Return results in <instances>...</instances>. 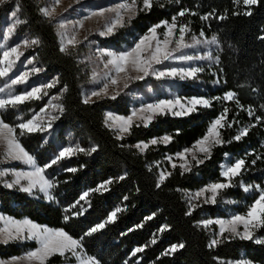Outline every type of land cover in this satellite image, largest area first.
Wrapping results in <instances>:
<instances>
[{
    "label": "trees",
    "instance_id": "1",
    "mask_svg": "<svg viewBox=\"0 0 264 264\" xmlns=\"http://www.w3.org/2000/svg\"><path fill=\"white\" fill-rule=\"evenodd\" d=\"M42 6L41 0L0 3V25L4 16L18 7L24 20L19 30L39 41L33 44L29 54L44 69L46 78H56L57 84L50 92L62 91L60 101L64 110L55 121L54 139L46 141L42 131L20 135L17 128L18 138L41 166L49 163L57 155L60 145L67 144L69 139L85 149L96 147L97 150L90 155L77 153L46 169L56 184L51 192L53 200L8 188L0 181V212L16 219L27 218L50 228L64 229L80 239L83 251L95 256L100 264H228V260L242 258L264 264V244L238 237L229 239L225 234L218 246L209 248L218 227L205 228L201 224L207 217L245 213L259 193L254 188L243 191V184L264 187V119L256 121V116L264 117V0H258L257 5L251 7L238 4L236 0H159L150 11L139 12L111 38L103 39V44L111 47L133 45L152 25L162 20L171 21L180 10H187L184 17H178V25L187 23L190 34H199L203 30L206 37L216 35L219 40V61L214 71L210 73L208 69L209 74L198 82L201 86L182 83L181 88L189 97L203 96L212 100V107H199L198 111L182 117L157 115L147 127L136 122L131 133H126L122 139L116 131L105 126V112L115 109L127 114L130 111L128 103L122 98L108 97L83 102V85L90 77V68L78 50H60L56 26L50 17L42 14ZM246 11L251 15H245ZM192 12L196 15H191ZM210 12L214 16L223 15L225 19H201ZM213 81L218 83L214 85ZM227 91L237 93L239 105L235 101L215 99ZM43 103L44 100H31L9 108L2 111V119L15 126L21 121L20 117L23 120L30 118ZM225 108L228 109V120L236 121L232 127L222 129L223 138L231 142L214 147L211 159L198 166L194 164L191 172L182 174L181 168H173L166 156L191 147L206 133L210 121ZM249 108L255 112L252 117L247 114ZM254 123L257 126L250 128L248 136L238 142L233 139L241 128ZM165 135L172 136L171 143L150 145L144 152L135 147L139 142ZM226 154L230 155V162L239 158L246 160L245 170L233 180L234 186L223 190L218 199L220 202L221 197H225L233 203L224 206L201 203L187 215L190 202L186 192L221 180V165ZM68 167L77 171L68 172ZM161 169L171 173L163 183H159ZM121 176L124 179H119ZM109 179L113 182L107 186V191L91 192L88 196L90 206L84 201L76 203L83 192ZM81 206L86 211L74 215L81 211ZM116 208L122 210L117 213L115 222L87 235ZM149 216L153 218L146 219ZM164 226L167 230L160 232ZM255 235L264 237V228L256 230ZM153 239L155 244L151 243ZM180 243L185 245L183 249L164 255L172 245ZM36 247L35 241L0 243V257L19 256ZM137 247H144V251L132 255ZM67 259L68 254L65 257L57 254L46 264H62Z\"/></svg>",
    "mask_w": 264,
    "mask_h": 264
},
{
    "label": "snow or ice",
    "instance_id": "2",
    "mask_svg": "<svg viewBox=\"0 0 264 264\" xmlns=\"http://www.w3.org/2000/svg\"><path fill=\"white\" fill-rule=\"evenodd\" d=\"M0 2H2V0H0ZM158 2L159 0H124V2H121L114 7L93 11L84 19L104 17L106 13H113V18L110 19L104 25L103 30L99 32V35L101 36H110L115 34L117 28L125 27L126 19L130 22L139 14V12L150 11L154 3ZM175 2H178V0H175ZM236 2L251 7L257 5L258 0H236ZM56 3L58 4L59 0H56ZM41 12L44 16L51 17L55 12V8H43L41 9ZM186 12L187 10H180L177 15L171 18V21L162 20L159 23L152 25L148 28L147 33L139 37L134 46L128 50L111 51L101 49L99 51V57H107L106 61H104V68L109 69V71L105 73L103 78L105 82L102 87L99 90L92 91L90 97L86 98L83 102L88 103L91 97L108 96L110 85L119 86L122 80L124 81L123 87L127 88L128 80H143L149 75L155 76L156 79H196L198 73L203 71L201 67H171L165 69H159L156 67V65H162L165 62L171 61L192 62L195 60L213 59L211 52L206 56L187 54L185 52L187 49H195L203 45L219 46L218 37L213 35L211 39L204 38L205 33L203 30L200 31L199 36L192 35L190 42L186 40V36L191 32L189 25L187 23L181 25L177 24L178 17H184ZM190 14L196 15L194 12ZM244 14L251 15V12L246 11ZM11 15L12 17H16V12H12ZM210 18L223 20L225 19V16H214V14L210 12L201 17L204 21H207ZM20 23H22V21L14 20V22L6 29V37H11L17 25ZM76 26L83 29L84 20H77L74 27ZM59 27L63 29L66 25L61 22ZM160 29H164V31L161 33L158 31ZM38 43L39 41L35 39L31 41L25 39L22 45L18 44L6 48L0 53V65H2V67H0V77L8 76L14 65L20 60V57L23 55L20 50L21 47L26 48L30 44ZM76 44L77 39L75 34L70 36L66 41V46L71 45L74 47ZM66 46L61 47L60 50L62 52L66 51ZM0 47H3V45H0ZM216 61H219V57H216ZM28 63H32V61L29 60ZM32 71L38 73L41 69L34 68ZM132 73H135L136 75H132ZM30 74L31 73L28 71H23L10 80L7 85L9 91L6 95L0 97V111H6L9 108H16L18 105H22L30 100H40L43 95H47L45 89H51L55 86V82H49L42 86H32L29 90L22 93L13 94L11 91L13 86L27 84ZM93 81L95 83L100 82L96 79L95 75L93 76ZM66 90L67 89H65V91ZM0 93H5V88L0 87ZM117 95H119L118 91L110 98L115 100ZM52 99L57 100L59 97H52ZM215 99L223 100L225 102L235 101L236 104L239 105L237 93L234 91H227L222 97H215ZM212 103V100L204 97H193L186 101L181 97H176L174 99H160L153 103H148L139 109H133L129 116H117L112 112H107L105 113L104 124L106 127L116 131L119 134L118 138L122 139L123 134L131 133L135 120H139L144 127H147L157 115L171 114L177 117L187 116L198 111L199 107H212ZM48 107L59 112H63L64 110L63 105L61 104H49ZM240 107L244 110L242 105H240ZM47 112L48 108H42L40 114H35L26 121L20 117L19 119H21L22 122L15 126L0 119V145L5 148V159L22 162L31 168V171H13L11 174L15 177L14 180L12 182H6L5 186L8 188L18 187L19 191L28 193L29 195L33 193L34 189H38L40 192L44 193L48 200H53L54 197L51 194V189H53L56 184L45 175L46 169L51 168L62 159L71 158L77 153L90 155L97 149L96 147L85 149L79 145L63 147L49 163L44 166H39L35 157L26 151L20 143L17 135V128L20 130V135L50 129L52 127L51 121L57 119V117L52 116L45 124L43 118ZM247 114L252 117L255 115V112L253 109L249 108L247 109ZM262 119H264V117L256 116L257 123ZM234 123H236V121L228 120V109L225 108L221 114L210 121L206 133L198 139L191 148H185L182 152L176 154V159H178L180 163L179 165L172 163V167L181 168L183 174L185 172H191L194 164L198 166L203 164L205 160L211 159L214 147L223 146L225 143L231 142L226 141L223 138L222 129L226 126L232 127ZM136 126L139 127L140 124H137ZM256 126L257 124L254 123L250 127L241 128L239 134L235 135L233 139L237 142L240 141L242 138L248 136L251 127ZM172 139V136L165 135L160 138H153L147 143H137L135 147L141 152H144L150 145L161 143L168 144L171 143ZM168 159L171 161L173 157H168ZM252 163L254 164L255 160L252 161ZM245 165L246 160L244 158L235 159L232 162L221 165V180L211 182L198 191L188 195L187 198L190 202V210L186 214L191 215L192 211L199 206L197 204H192L191 201L202 200L203 204H216L221 192L234 186L233 180L242 174L245 170ZM66 171L76 172L77 169L68 167L66 168ZM8 174V171H0V177ZM169 175H171V173L161 172L159 183H163ZM119 179H124V177L121 176ZM22 181H26L27 183L24 184ZM112 182L113 181L109 179L100 183L96 188L83 192L76 203L79 204L80 201H84L90 206V201H88L87 198L91 192L107 191V186ZM159 183L157 186H159ZM253 188L259 193V195L253 200L244 214L232 215L227 219H206L201 221L202 226L205 228L214 224L219 226V231L217 233L219 239L213 238L208 245L209 248L218 246L221 239L225 238V234H227V238L229 239L238 237L241 240H250L254 241L256 244H264V238L255 237V231L264 228V188L260 185H247L243 186V191L249 192L253 190ZM121 210L122 209L120 208H116L108 215L105 221L92 227L87 235H91L92 233L103 229L108 223L115 222L117 213ZM83 211H86V209L81 206V211H77L74 215H82ZM152 218V216H149L146 219L150 220ZM67 219L68 217H65V220ZM0 221H3V227H0V243L7 244L10 241L32 240L38 245L35 249L28 251L23 256L12 257L7 261L0 259V264H46L51 256L57 254L61 257L70 254L75 258L77 264H100V261L95 256L87 255L80 251L83 248L80 239L74 238L62 228H49L39 225L27 218L17 220L10 217L0 216ZM138 227H143V225H139ZM166 230L167 226H164L159 231L164 232ZM151 243L155 244L156 240L153 239ZM184 246L183 243L174 244L164 253V255L175 253L176 251L183 249ZM143 251L144 247H137L134 249L132 255H136V253ZM240 264H252V262L241 261Z\"/></svg>",
    "mask_w": 264,
    "mask_h": 264
},
{
    "label": "rangeland",
    "instance_id": "3",
    "mask_svg": "<svg viewBox=\"0 0 264 264\" xmlns=\"http://www.w3.org/2000/svg\"><path fill=\"white\" fill-rule=\"evenodd\" d=\"M6 1L7 0H2V2H0V3L6 2ZM41 1L43 4V6H42L43 8H48V9L55 8V12L53 13V15L50 18L52 19V21L54 22V24L56 26L61 47L66 46V41L70 36H72L74 34L76 35V39H77L76 46L73 47L71 45H67L66 47H67V50H69V49L78 50L80 52V54L82 55V59L84 60L85 63L88 64V66L90 68V77L83 85L84 98L85 99L89 98L90 93L92 91L99 90L102 87L103 83L105 82V80L103 79L105 76V73H107L109 71V69L104 68V61H106L107 57L100 58L99 57V51L101 49L111 50V51H124V50H128L131 47H133L136 42L133 45H123L122 47H111V46H107V45L103 44V41H102L103 39H105V38L109 39L113 35L101 36V35H99V32L101 30H103L104 25L110 19L113 18V16H114L113 13H106L104 17H93L92 19H84V18L86 16H89L90 13L93 11H99L103 8L114 7L117 4L124 2V0H59L58 4L56 3V0H41ZM12 12H16V17H12V15H11ZM14 20H20V21H22V23L24 22V20L21 18L18 7H15L13 10L8 12L4 16V18L2 20V24L0 25V45H3L2 52L6 48L13 47V46H16L18 44L22 45L23 41L25 39H27L29 41L34 40V38L32 36H30L28 33H23L19 30L20 25L22 23L17 25V27H16V29H15V31L11 37H6V29L9 25H11L14 22ZM77 20H84L83 29H80L78 26L74 27ZM61 22H63L66 25V27L63 29L59 27ZM126 22H127V19H126ZM118 29L119 28L116 29L115 33L118 31ZM158 31L162 33L164 31V29H160ZM192 35L199 36V34H190L189 33L186 36V40L190 42V38ZM211 37L205 36L204 38L211 39ZM32 47H33V44H30L26 48L21 47L20 50L23 53V55L20 57V60L14 65L12 71L9 72L8 76L0 77V87L5 88V93H0V97L6 95L7 92L9 91V89H7V85L10 82V80L15 78L16 75L20 74L23 71H28L31 73L29 78H28V83L13 86V88L11 89L13 94H19V93H22L26 90H29L30 87H32V86H42V85L49 83V82H55V86H56V84H57L56 78H50V79L46 78L44 76V69L40 66V64L36 61V59L29 54V51ZM185 52L187 54H199L201 56H206L209 52H211L213 59L212 60L202 59V60H195L192 62L171 61V62H165L162 65H156V67L159 69H165V68H171V67H176V68L201 67L203 69V71L198 73L196 79H186V80H180L179 78H177V79H169V78L156 79L155 76L149 75L143 80H135V79L128 80L127 81V83H128L127 88L123 87L124 81L122 80L121 84L119 86H111L110 85L108 96L91 97L89 99V101L101 99L104 97L110 98L112 95H115L116 92L118 91L119 95H117L116 99L122 98V101L127 102L129 107H130V111L127 114H125V113H119L115 109H107L105 113L112 112L113 114H115L117 116H129V115H131L133 109H139L140 107H142L148 103H153V102L160 100V99H174L176 97H181L186 101L187 99L193 98V97H203V96L189 97L187 95H184L183 91L181 89L182 83H188V84H192V85L201 86V84L198 82L205 79V76L207 74H209L208 69L210 70V73H212L214 71V69H213L214 66L217 64L216 57H218L217 56L218 46H216V45H203V46L197 47L195 49H187V50H185ZM29 60H31L32 63H28ZM0 67H2V65H0ZM34 68H39V69H41V71H39L38 73L33 72L32 70ZM94 75L96 76V79L100 81L99 83H95L93 81ZM132 75H136V74L132 73ZM217 83H218V81L212 82V84H214V85H216ZM53 88H51V89H53ZM51 89H45V91L47 92V95H43L42 99H40V100H44L42 107L35 109L34 113L31 115V117H32L35 114H40V111L42 108H48V112L43 118L45 124L48 122V120L52 116L57 117L59 114V111H54L52 108L48 107V105L49 104H61L60 100H61V96H62V91L60 90V91H56L54 93H51L50 92ZM52 97H59V99L53 100ZM204 98H206V97H204ZM40 100H37V101H40ZM30 118H28V119H30ZM0 119H2V111H0ZM28 119H25L24 121H26ZM55 121H56V119L51 121L52 127L50 129H46L45 131H42L46 135V137H45L46 141L54 139ZM20 122H22V121H20ZM136 122L141 123L139 120L134 121V123H136ZM125 134H123V135H125ZM117 135H119V134L117 133ZM139 143H141V142H139ZM145 143H147V142H145ZM76 145L77 144L74 141H72V139H69V142L67 144H61L60 145L59 150L57 151V154L63 147L76 146ZM191 147H188V148H191ZM183 150H181L179 152H182ZM4 151H5V148L2 145H0V171H8L9 172L8 175L0 177V181L3 183V185H5L6 182H12L14 180L15 177L11 174L13 171H31V168L29 166L23 164L22 162L10 160V159H5ZM179 152H177V153H179ZM177 153L168 154L166 156L167 161H169L168 157H173V159L171 161H169L171 165H172V163H176L177 165H179L180 161L178 159H176ZM229 162H230V155H227L225 160L222 162V165L225 163H229ZM39 166H41V165H39ZM161 172L167 173V171H165L163 169L160 170V173ZM45 175L50 180H52L51 177L48 176V174L46 172H45ZM22 183L26 184L27 182L22 181ZM243 186H247V184H243ZM262 188H264V187H262ZM13 189H18V187H13ZM198 190L187 191L186 192L187 197L190 193H194L195 191H198ZM51 192H52V189H51ZM32 194L35 196H38V197L39 196L45 197L44 193L40 192L38 189H34ZM219 198H220V196L218 197V199ZM218 199H217V203L222 205V206L229 204V203H233V201L231 199H227L225 197H221L220 202H218ZM191 203L198 205V204H201L203 202L201 200V201H191ZM236 214H244V213L236 212V213H231L228 217H213V218L207 217V218H204L203 220H206V219H213V220H215V219H227V218H230L232 215H236ZM0 216L10 217V216L3 214L1 212H0ZM10 218L16 219L14 217H10ZM22 219H25V218H22ZM22 219H17V220H22ZM203 220H201V221H203ZM42 226H45V225H42ZM0 227H3V221H0ZM212 227H213V225L209 226L208 228H212ZM217 227H218V231H219V226L217 225ZM218 231L215 233L214 238L219 239V237L217 236ZM255 237L256 238H264V237H260L258 235L257 236L255 235ZM20 241H32V240H20ZM80 251L84 252L83 249H81ZM26 253H23L19 256H23ZM15 257H17V256H15ZM11 258H1L0 257V259H3L5 261L10 260ZM241 261H250V260L244 259V258L237 259V260H228V264H240ZM62 264H77V261L75 260L74 257H72L70 254H68V259L65 262H63ZM252 264H256V263L252 262Z\"/></svg>",
    "mask_w": 264,
    "mask_h": 264
}]
</instances>
